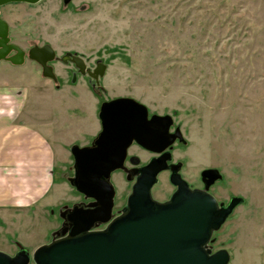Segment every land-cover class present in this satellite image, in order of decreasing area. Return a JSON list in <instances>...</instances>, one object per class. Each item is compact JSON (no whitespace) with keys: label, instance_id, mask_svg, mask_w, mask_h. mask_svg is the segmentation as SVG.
Masks as SVG:
<instances>
[{"label":"rangeland","instance_id":"374dc122","mask_svg":"<svg viewBox=\"0 0 264 264\" xmlns=\"http://www.w3.org/2000/svg\"><path fill=\"white\" fill-rule=\"evenodd\" d=\"M0 16L9 24L11 41L24 49L49 43L59 59L70 52L87 65L106 64L93 89L86 77H78L92 97L58 106L59 100L40 90L67 84L59 79L62 62L53 63L56 82L29 59L21 65L0 62V82L29 83L39 96L30 95L28 105L45 110V118L59 115L64 128L56 142L67 149L65 161L56 164L61 185L50 203L0 216V250L14 255L21 243L33 253L51 241L62 222L60 210L82 199L68 180L74 175L71 146L94 140L93 119L103 101L130 96L150 113L173 116L172 130L179 126L186 139L174 143L173 159L182 161L181 175L192 186L205 185L202 170L217 168L222 178L208 191L219 202L228 203L232 195L245 198L213 233L212 250L227 249L228 264H264V0H72L67 5L40 0L1 5ZM130 152L141 162L152 155L136 146ZM111 180L116 213L132 182L118 170ZM174 190L169 173L162 171L154 197L165 200Z\"/></svg>","mask_w":264,"mask_h":264},{"label":"water","instance_id":"95a60500","mask_svg":"<svg viewBox=\"0 0 264 264\" xmlns=\"http://www.w3.org/2000/svg\"><path fill=\"white\" fill-rule=\"evenodd\" d=\"M40 0H0V6L12 3H37ZM72 0H63L67 5ZM8 22L0 16V61L15 65L25 62L26 51L11 41ZM82 72L84 59L72 53L67 56ZM28 58L42 67V75L57 80L51 61L57 59L51 44L34 45ZM106 64L98 61L89 74L99 85ZM130 96L115 97L101 103L99 119L101 131L90 145L71 146L74 175L70 184L85 198H92L96 206L84 208L80 203L70 208L71 227L56 230L51 241L38 246L31 253L18 243V251L11 255L0 250V264H228L230 253L222 248L212 250L209 242L245 198L232 195L228 203L219 202L208 189L222 174L217 168L202 170L204 189L191 188L182 177L181 163L172 159L170 148L178 140L186 139L171 114L153 113ZM133 142L158 156L135 171L136 177L127 202L121 212L113 215L115 186L113 171L124 168L128 148ZM170 169V182L176 190L169 199L154 198L152 188L160 172ZM130 179V178H129ZM69 209L65 206V210ZM103 225L101 228H97Z\"/></svg>","mask_w":264,"mask_h":264},{"label":"crops","instance_id":"0c3cea01","mask_svg":"<svg viewBox=\"0 0 264 264\" xmlns=\"http://www.w3.org/2000/svg\"><path fill=\"white\" fill-rule=\"evenodd\" d=\"M63 80L67 84L54 90L42 89L40 95L59 100L58 106H65L66 100L77 102L78 97L93 96L91 89L81 88L80 80ZM15 81L0 82V216L23 215L40 208V204H49L54 198L53 190L61 185L56 180V164L65 161L67 150L56 142L64 128L59 124V115L45 118V110L29 106L30 95L39 96L34 86ZM97 112L91 128L94 134L101 130ZM64 113L69 118L76 117Z\"/></svg>","mask_w":264,"mask_h":264},{"label":"flooded vegetation","instance_id":"af4514ba","mask_svg":"<svg viewBox=\"0 0 264 264\" xmlns=\"http://www.w3.org/2000/svg\"><path fill=\"white\" fill-rule=\"evenodd\" d=\"M10 33V32H9ZM37 43H32L27 49H25V51H26V55H25V62H26V60L27 59H29L28 58V51H29V49L32 47V46H34V45H36ZM46 44V43H45ZM37 45H39V44H37ZM39 46H41V45H39ZM24 49V48H23ZM70 53V52H69ZM67 54V53H66ZM66 54H64V55H62L61 56V58L59 59L58 57H57V59H54L53 61H51L50 62V64L53 66V68H54V65H53V63L54 62H56V61H60V62H62L63 63V66H64V69H62L63 70V72L59 75V79H62V78H64V77H66V80H68L70 83H76L78 80H79V76H82V77H86L87 78V83L91 86V88L93 89V88H95L96 86H97V82L95 81V79L94 78H92L91 76H90V74H89V70H91V71H93V70H95V68L97 67V63L98 62H96V64L94 65V66H91V65H87V62L84 60V62H85V67L83 68V70H84V72H82V70L79 68V67H77V65L71 60V56L69 55V56H67V58L65 59L66 61H64V59H63V56H65ZM72 54H76V53H72ZM29 60H31V59H29ZM31 61H33V62H35L40 68H41V72H42V67L36 62V61H34V60H31ZM0 62H2V61H0ZM6 62H9V61H6ZM24 62V63H25ZM10 64H12L11 62H9ZM15 65V64H14ZM54 71H55V68H54ZM51 79V78H50ZM53 80V79H52ZM54 82H56L55 80H53ZM59 86H61V85H59ZM151 114H153V113H150L149 115H151ZM177 127V126H176ZM176 127H174V129L172 130V128H171V131H174L175 130V128ZM101 128H102V126H101ZM101 131V130H100ZM99 134V133H98ZM97 134V135H98ZM96 135V136H97ZM178 141V140H177ZM174 145V144H173ZM133 146H136L138 149H141V150H143V151H146V152H149V153H151L152 155L145 161V162H141V159H140V157H139V154L137 153V152H133V153H131L130 152V149H131V147H133ZM170 150H171V153H172V150H173V146L170 148ZM155 156H158V154H156V153H154V152H152V151H150V150H147V149H145V148H143L141 145H139L138 143H136V142H133L132 144H131V146L128 148V151H127V156H126V159H125V161H124V168H120V169H117L118 171H123L124 173H125V175H126V178L129 180V181H131L132 182V185H133V183H134V181H135V177H136V174H135V171H138L139 170V168H141L142 166H144L145 164H147L153 157H155ZM169 164H171V163H181V168H182V161H180V160H174L173 159V154H172V159L168 162ZM180 168V169H181ZM116 171V170H115ZM164 171H167L168 173H169V178H170V175H171V170L170 169H167V170H164ZM114 172V171H113ZM112 172V173H113ZM161 173V172H160ZM159 173V174H160ZM111 176H112V174H111ZM159 176V175H158ZM183 177V176H182ZM130 178V179H129ZM202 178V177H201ZM112 181V180H111ZM113 183V182H112ZM189 185H190V187L191 188H199V189H204L205 188V185H202V187H195V186H192L190 183H189ZM175 187V190H176V186H174ZM153 189V188H152ZM131 190H132V186H131ZM174 190V191H175ZM115 191H116V189H115ZM116 193V192H115ZM130 194V193H129ZM153 194V193H152ZM172 195V194H171ZM81 196H82V199H80L78 202H76V203H74V204H77V203H80V205L82 206V207H84V208H92V207H95L96 206V204H95V201H94V199H92V198H85L82 194H81ZM154 196V195H153ZM155 198V197H154ZM170 198V197H169ZM169 198H167V199H169ZM114 199H115V197H114ZM167 199H165V200H167ZM158 200V199H157ZM165 200H162V201H165ZM161 201V200H160ZM127 202V201H126ZM73 204V205H74ZM72 205V206H73ZM71 206V207H72ZM114 206H115V200H114ZM69 207V206H68ZM71 207H69V209H67V210H65V207H64V209H62V211L60 210V213L62 212V214L65 216V217H67L71 212H70V208ZM121 210L122 209H120V210H117V212L115 213V209H114V207H113V215H117V214H119L120 212H121ZM62 222H61V224H60V227L59 228H61L62 226H63V222H65V224H64V226L65 227H67V228H69V227H71V222L68 220V219H66V220H64L63 218H62V220H61ZM101 227H103V225H99L97 228H101ZM58 228V229H59Z\"/></svg>","mask_w":264,"mask_h":264}]
</instances>
